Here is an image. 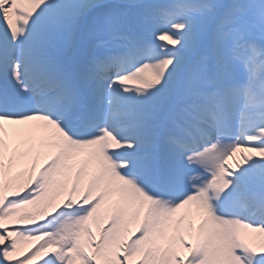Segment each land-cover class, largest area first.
<instances>
[{
    "label": "snow or ice",
    "instance_id": "1",
    "mask_svg": "<svg viewBox=\"0 0 264 264\" xmlns=\"http://www.w3.org/2000/svg\"><path fill=\"white\" fill-rule=\"evenodd\" d=\"M37 255L264 264V0H0V264Z\"/></svg>",
    "mask_w": 264,
    "mask_h": 264
},
{
    "label": "bare ground",
    "instance_id": "2",
    "mask_svg": "<svg viewBox=\"0 0 264 264\" xmlns=\"http://www.w3.org/2000/svg\"><path fill=\"white\" fill-rule=\"evenodd\" d=\"M240 155H241L240 153H237V155L233 159H231V163H230L231 168L235 169V161H237L239 159ZM245 155H247V153H245ZM19 171L22 172L23 174H25V175H23V177L26 178L27 175L30 172V167H28L26 165V166L22 167L21 169H19ZM111 211H112V209L106 210L105 215L110 214ZM133 221H134V218L132 217L131 213L129 212L126 215V223H125V227L128 230H133L135 228L136 224H134ZM194 222H198V220L197 221H194ZM93 225H95V229L93 228ZM186 225H187V221H184V222H182L180 224L179 228L177 229V232L178 233H181V235H182L183 238H187ZM90 227L92 228V230H93L94 233L97 231V224L96 223L90 222ZM169 233H172V231H170ZM170 241H171V237H169V242ZM170 244H172V243H170ZM175 248H177V250H180V242H178L176 244ZM34 264H36V263H34Z\"/></svg>",
    "mask_w": 264,
    "mask_h": 264
}]
</instances>
